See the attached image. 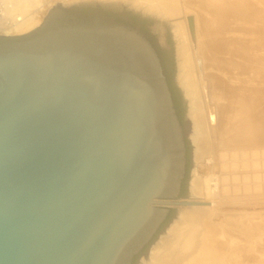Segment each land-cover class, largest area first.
Returning a JSON list of instances; mask_svg holds the SVG:
<instances>
[{
	"label": "water",
	"instance_id": "water-1",
	"mask_svg": "<svg viewBox=\"0 0 264 264\" xmlns=\"http://www.w3.org/2000/svg\"><path fill=\"white\" fill-rule=\"evenodd\" d=\"M102 6L125 7L54 2L0 35V264H138L172 207L209 204L180 195L184 126L155 46Z\"/></svg>",
	"mask_w": 264,
	"mask_h": 264
},
{
	"label": "bare ground",
	"instance_id": "bare-ground-1",
	"mask_svg": "<svg viewBox=\"0 0 264 264\" xmlns=\"http://www.w3.org/2000/svg\"><path fill=\"white\" fill-rule=\"evenodd\" d=\"M15 1L10 5V14L18 12L21 16L14 17L13 25H2L0 35L29 32L49 11L45 7L36 14L35 8L27 14L29 0ZM116 1L150 16L172 20L177 79L194 109L200 102L194 97L200 83L194 64L189 62V31L194 54L202 61L200 79L206 77L208 82L206 102L215 105L207 106L208 117L220 143L233 149L257 145L254 150L220 151V176L212 171V158L205 159L190 187L192 197L208 199L209 204L180 207L177 218L140 264H264V206L247 203L226 216L221 205L228 184L245 190L247 197L255 189L257 193L264 189V0ZM189 13L192 15L186 16L187 27L176 20ZM193 109L190 116L201 126L203 136L197 143L205 150L210 146L207 117L203 109ZM193 130L190 133L194 137Z\"/></svg>",
	"mask_w": 264,
	"mask_h": 264
},
{
	"label": "rangeland",
	"instance_id": "rangeland-1",
	"mask_svg": "<svg viewBox=\"0 0 264 264\" xmlns=\"http://www.w3.org/2000/svg\"><path fill=\"white\" fill-rule=\"evenodd\" d=\"M65 0L63 1H59V0H29L28 1V7H27V14H29L30 12H34L35 8V12L36 14H41V12L43 10H46L48 7V9L52 8V5L54 2L57 3H63V4H69L72 3L74 1H78V0ZM111 1V0H108ZM113 2H118L120 4H122L125 7H115V6H102L99 8V13L109 19H113L116 21H121L124 23H127L129 25H132L134 27H137L141 32H143L145 35L147 34L152 41H154V43L156 44L158 50L161 53V63L163 66V70L164 73L167 77L170 89L172 91V96H173V100L175 103V107H176V111L178 114V117L182 123V125L184 126V132H185V141H186V147H187V162H186V173H185V178L183 179L182 182V186H181V197L182 198H191L193 200H203V199H197L192 197V192H191V183L193 181V179L196 177L197 173L200 174L199 172V168L201 166H203L205 159L211 157L212 158V162H211V166H212V171L213 173L217 174V175H222L223 171L220 169V164H219V159H218V154L219 152H229L232 150H236V152H241L243 150H254V148H257V145H253L251 147H236L235 149L232 148V146H227L225 144L220 143L219 139H218V135L215 131V125H213V127H211L210 121H209V117H208V113H209V109L207 108V106H212L214 105L213 102L209 101V105L206 102V96L208 95V82H207V78L203 77L200 79V74H202V61L200 59V56H196L194 54V44L192 43L193 41L191 40L189 31H188V38L189 41L191 43V49L189 52V62L194 64V67L196 69V73H197V83L198 84V89H196V94H194V97L198 102L199 106L192 107L191 105V100L189 101V116L187 115V101H185V99L182 96V92L180 90V88L177 85L176 82V74H177V57H176V53H175V46H176V42L174 41V36L172 34V26H171V19H159L155 16H151L149 17V14H145L143 15L142 11L138 12L140 10L132 8L122 2L116 1V0H112ZM13 2L16 1L15 0H0V27L3 26H9L13 25L16 21L14 19V17L18 18L20 16H18V12H14L11 13L13 15L10 14L11 10H10V5L11 3L13 4ZM40 7V8H39ZM46 7V9H45ZM75 10L79 11L82 14H91V13H95L96 12V7L91 6V5H80L78 7L74 8ZM13 12V11H12ZM29 12V13H28ZM255 12V11H254ZM33 13V14H34ZM26 14V13H24ZM17 15V16H16ZM187 15H192V14H186V15H179L176 20H179L180 22H183L185 27H187V21H186V16ZM254 17H257L256 12L253 14ZM154 17V18H152ZM159 20H165L167 21V27L165 28L163 25H159ZM6 24V25H5ZM8 24V25H7ZM152 27V28H151ZM156 28H158L160 30V34L157 35L155 33ZM157 31V30H156ZM167 38V43H160L159 42V38L162 35ZM158 53V52H157ZM159 55V54H158ZM195 55V59L193 58V56ZM160 57V56H159ZM192 67V66H191ZM189 78H193L194 79V75L191 73H188ZM193 76V77H192ZM199 77V78H198ZM196 82V80H195ZM181 86V85H180ZM197 88V85H195ZM199 90V91H198ZM207 91V93H206ZM189 100V98H188ZM208 101V100H207ZM197 105V104H196ZM191 106V107H190ZM215 106V105H214ZM198 108L203 109V113L206 115L207 117V123L209 125V142H210V146L208 149H201L200 145H198L197 140L202 136V132H201V126L198 125V123L196 122L197 120H194V118H192L190 116V112L191 109H193L194 112H198ZM189 117V118H188ZM187 125H185V124ZM200 123V122H199ZM200 127V129H199ZM191 128L194 129V137L196 136V139H194L193 134L191 135ZM198 133V134H197ZM201 156V157H200ZM238 172H240V170H238ZM228 176H231V173H227ZM228 189L226 190L225 194V198L222 201L221 205L224 209V215H229L230 213L233 212L234 209H236L237 206H244L247 203H251L253 205L256 204H262L264 206V189H263V193H257L259 191H257L255 189V191L253 190L251 192V195H249L248 197L246 196V191L243 190L242 188L236 189V187H232V183L228 184ZM255 186V185H253ZM247 198H249L247 200ZM203 201H207L208 199H205ZM177 214V207H172L170 209V213L168 215V219L167 221L163 224L162 228L160 229L158 234L162 235V232L166 229V226H169L170 222H172V219L176 216ZM161 235L156 236L155 240L157 241ZM154 240V241H155ZM155 241V242H156ZM153 246V245H152ZM150 247V246H149ZM147 248L146 250L148 251L150 248Z\"/></svg>",
	"mask_w": 264,
	"mask_h": 264
},
{
	"label": "flooded vegetation",
	"instance_id": "flooded-vegetation-1",
	"mask_svg": "<svg viewBox=\"0 0 264 264\" xmlns=\"http://www.w3.org/2000/svg\"><path fill=\"white\" fill-rule=\"evenodd\" d=\"M138 12H141V11H138ZM143 15H145L144 13H142ZM146 16V15H145ZM149 17H151L150 15H148ZM152 18H154V17H152ZM158 21H159V25H163L165 28H168L167 27V21H163V20H159L158 19ZM152 28V27H151ZM157 30V31H156ZM156 30H155V33L157 34V35H159L160 33V30L158 29V28H156ZM172 34H173V30H172ZM162 35V34H161ZM146 36L149 38V40L152 42V44L155 46V48H156V50H157V52H158V54H159V56H160V59L162 58L161 56V53H160V51L158 50V48H157V46H156V44L154 43V41H152L151 40V38L146 34ZM173 36H174V34H173ZM174 41L176 42V39H175V36H174ZM159 42L160 43H162V44H164V43H167L168 41H167V38H165L163 35L162 36H160V38H159ZM175 48H176V46H175ZM175 79H176V82H177V85H178V87L180 88V90H181V92H182V96H183V98L185 99V101H187V115L189 116V114H188V112H189V100H188V98H187V96L185 95V93H184V91H183V89H182V87L180 86V84H179V81H178V79H177V74H176V77H175ZM189 118V117H188ZM185 124V123H184ZM185 125H187V124H185ZM145 253H146V249L141 253V254H139L135 259H134V262L135 263H138V264H140L141 263V261L143 260V259H145Z\"/></svg>",
	"mask_w": 264,
	"mask_h": 264
}]
</instances>
